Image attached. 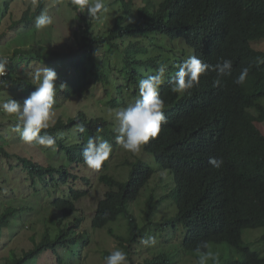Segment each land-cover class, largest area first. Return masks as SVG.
I'll use <instances>...</instances> for the list:
<instances>
[{"label":"trees","instance_id":"1","mask_svg":"<svg viewBox=\"0 0 264 264\" xmlns=\"http://www.w3.org/2000/svg\"><path fill=\"white\" fill-rule=\"evenodd\" d=\"M15 1L0 0V26L13 16ZM47 2L38 0L35 10L29 5L10 25L16 35L8 43L14 49L6 66V89L11 96L5 101L15 99L22 104L35 90L30 73L44 66L54 69V108L64 112L42 133L63 137L56 145L68 164L46 162L50 158L44 163L11 152L6 147L8 140L0 135V163L8 159V170L13 173L3 172L5 165L0 167V264H39L45 256L54 257L53 264H68L78 246L88 244L89 231L81 230L82 216L76 214L82 211L79 203L89 194L92 178L78 174L76 167L89 168L82 152L97 128L103 129L100 135L112 143L113 150L97 170L100 181L109 187L97 203L90 227L103 229L124 216L126 235L114 230L111 234L126 249L128 264H172L161 251L142 262L132 257L133 246L150 235V224L156 230L172 226L175 231L182 225V247L187 253L199 255L196 248L201 241L208 242V250L227 243L231 255L219 264H264V253L243 240L245 229L264 227V132L258 125L264 123V50L256 47L264 41V0H163L159 6L151 2L152 10L148 4L138 8L132 0H110L108 14L101 13L97 18L79 11L80 29L72 48L54 47L52 25L35 27V18L46 10ZM115 9L119 11L113 16ZM107 16L112 17V23ZM102 21L106 25H99ZM5 34L0 33V48ZM113 55L121 68L115 69L108 62ZM192 55L209 64L220 58L231 59L232 73L222 77L219 86H214L216 73L209 72L192 90L172 92L179 64ZM160 64L168 66L160 87L168 122L156 138L141 147L143 156L124 150L116 142L110 115L80 109L73 117L65 109L77 97H90L99 83L106 88L109 99L101 104L108 109L128 101L125 94L134 101L139 80L154 74ZM243 67L249 68V75L244 85H236L233 81ZM61 85L65 87L61 89ZM81 123L87 128L85 133L77 131ZM122 150L126 154L122 155L121 166L131 165L125 180L106 172L110 159L118 154L121 157ZM145 153L153 155L154 165ZM210 157L222 158L223 165L213 167ZM162 170L171 178L164 185V197L154 200L152 194L148 199L147 216L158 214L163 198H172L175 212L153 224L140 225L131 204ZM32 194H42L46 201L27 204L25 199ZM31 211H40L43 217L36 222L37 227L34 221L28 226L33 229L32 245L19 252L10 245L22 228L21 215Z\"/></svg>","mask_w":264,"mask_h":264},{"label":"rangeland","instance_id":"2","mask_svg":"<svg viewBox=\"0 0 264 264\" xmlns=\"http://www.w3.org/2000/svg\"><path fill=\"white\" fill-rule=\"evenodd\" d=\"M132 1L138 8L147 6L148 4L149 9L152 10L153 6H151V2H154L157 6H159V4L163 0ZM70 2L78 10H76L70 4ZM104 3L106 7L109 8L110 0H104ZM37 4L38 0H17L14 2L12 7L13 16L7 17L2 26H0V33L6 32V34L1 38V45L3 46V48H0L1 56H6L10 59L13 58L12 51L14 47L9 46L8 43L11 39H14L16 31L14 28H11L10 25L13 21L18 20L21 17L22 12L28 9L29 5L35 10L37 8ZM46 10L48 14L53 18V23L51 24V33L53 35L54 47L56 46L57 48H72V46H74L76 42V31L80 29V22L77 16L80 11L79 8L73 3V0H48ZM118 11L119 10L115 9L113 16H115ZM107 21L112 23V17L107 16ZM99 25H106V23L102 21L99 23ZM256 47L264 50V41L258 43ZM98 55L101 56L100 53H98ZM108 62L112 63L115 69L121 68L119 59H116L115 55H113L111 59H108ZM6 88H2L0 90V103H3L8 96H11V94H9L7 90L8 88ZM105 89L106 88L102 85V83L95 85L94 89H92L91 91L92 94L91 92L89 93L91 94L90 97L82 99H79L78 97L75 98L74 101L66 104V111H68V114L72 113L73 117H76L78 115L80 109H83L88 113H100L108 116L110 109H108L105 104H101L104 100L109 99L105 95ZM12 95L14 96V98L16 97V93H13ZM125 96H129L127 98V100H129L125 103H122V105L118 106L115 109L125 107L133 102V100L131 101V96L129 94H125ZM54 111L55 115L51 124H54L64 112L62 108H54ZM0 117V122H3V126L0 127V135H2L4 139L8 140V144L6 147L9 151L18 152L23 156L29 155L31 157L41 159L44 163L50 158L49 161L46 162H52V164L64 162L68 164L64 152H59L60 150L57 145L49 148L27 144L20 138L19 134L14 131V128L18 123L16 117L13 115H8L4 112L3 114L1 113ZM258 125L264 132V123L259 122ZM123 154H126V152L122 150L121 157L118 154V156L111 158L109 161L110 165H108V168L106 169V172H109L120 180L127 179L129 171L131 170V165H127L125 167L121 166L120 163L123 158ZM136 154L142 156L144 155L142 149H140V151ZM145 154L146 158L147 155L149 156V158L151 159V164L154 165L153 155L149 153ZM130 159H132V157H130ZM9 163V160L7 159L4 163H0V167H2V165H5L3 172L7 171L10 174H13L8 170ZM76 172L78 174L91 175L92 178V185L91 187H89V194L85 196L79 203V207L82 209V211L76 214L77 216H82L80 227L82 226L81 230L87 229L89 231L88 236L90 238V241L86 246H83L82 243L78 246L77 254L71 256L68 264H105V257L107 253L117 248L126 251L125 248L118 244L116 239L111 234V230H114L115 233H118L120 235H126L128 230L127 219L124 216H120L116 221L110 223L103 229H92L90 227L91 217L95 211L97 203L103 198L105 191L108 189L109 184L100 181L99 172L95 169L93 170L87 167L82 168L77 166ZM161 178H163L162 181ZM170 178L171 175L166 170H162L156 173L150 180L149 184L142 190L138 199L131 204V209L136 215L140 225H144V223L153 224L155 221L162 220L165 214L170 215L171 213L175 212V205L172 198L170 197L168 199H162L159 205V211L157 212L158 214L152 213L150 217L147 216L148 199L152 194L155 197L154 200L164 197L166 192V187L164 185L168 183ZM13 179L14 178H12V180ZM12 185H15V180H13ZM25 200L27 204H30L32 206L38 205L39 203L41 204L42 202L46 201L45 196L42 194H32ZM42 217L43 213L40 211H31L29 213L24 212L21 215L22 228L20 231L18 230L16 232V236L11 242L10 247L17 248L19 252H21L22 249L30 248L32 245L30 236L33 233V229L29 228L28 226L32 223V221H34L33 225L36 226V222L38 220H41ZM148 227L151 229L150 235L156 237L157 243L151 247H145L141 243L138 245H134L132 257L136 262H142L145 258H152L155 253L161 251L168 256L172 264H197L199 255H195L194 253H187L183 250L182 241L184 238V228L182 225H179L178 230L176 231L172 228V226L159 227L158 230H156V226H152L151 224ZM243 240L247 243L252 242L251 247L254 250L264 253V227L245 229L243 232ZM211 250L219 254V261L228 260L232 252L227 243H223L214 248L211 247ZM53 260L54 257L47 258L45 256L39 260V264H53Z\"/></svg>","mask_w":264,"mask_h":264},{"label":"clouds","instance_id":"3","mask_svg":"<svg viewBox=\"0 0 264 264\" xmlns=\"http://www.w3.org/2000/svg\"><path fill=\"white\" fill-rule=\"evenodd\" d=\"M80 12H87L91 18H97L101 13L108 11L104 0H73ZM53 23V18L47 10H42L35 18V27L44 29ZM10 60L6 56H0V88H6L9 80L4 79L8 75L6 66ZM233 61L220 58L215 64H209L199 57L192 55L183 60L172 80L171 91L184 94L197 87L200 77L209 72L216 73L214 86L221 84V78L232 73ZM168 66L160 64L154 74H150L138 82V97L125 107L109 110V115L114 122L115 140L126 151L137 153L141 147L154 139L166 124L167 117L164 113L165 101L160 94V87L166 80ZM249 75V68L243 67L239 75L234 79L236 85H244ZM30 77L35 84V90L24 100L23 104L15 99H9L0 103V110L8 115L16 117L18 123L14 131L27 144L52 148L62 136L52 135L46 130L51 126L55 115L57 87L55 81L57 73L49 67L37 68ZM65 85H61L63 89ZM2 113V112H1ZM79 133H85L87 128L84 123L77 126ZM102 128H97L96 135L87 139L82 156L84 163L91 169L100 170L112 153V143L104 139L100 133ZM209 163L219 169L224 161L222 158L210 157ZM140 243L145 247L154 246L156 237L146 235L140 238ZM209 249L207 241H201L196 248L199 253L197 264H219V254ZM105 264H128V256L122 249H115L105 257Z\"/></svg>","mask_w":264,"mask_h":264},{"label":"built area","instance_id":"4","mask_svg":"<svg viewBox=\"0 0 264 264\" xmlns=\"http://www.w3.org/2000/svg\"><path fill=\"white\" fill-rule=\"evenodd\" d=\"M9 58V57H8ZM9 60L11 61V59L9 58ZM6 71H7V73H8V70L6 69ZM4 79H8V75L6 76V77H4ZM2 88H0V90H1ZM1 112H2V110H0V116H1ZM1 118V117H0Z\"/></svg>","mask_w":264,"mask_h":264}]
</instances>
